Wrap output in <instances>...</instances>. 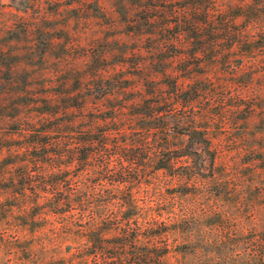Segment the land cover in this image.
<instances>
[{
  "label": "rangeland",
  "instance_id": "1",
  "mask_svg": "<svg viewBox=\"0 0 264 264\" xmlns=\"http://www.w3.org/2000/svg\"><path fill=\"white\" fill-rule=\"evenodd\" d=\"M260 9L258 0H0V264H264ZM197 33L215 45L198 53ZM92 116L134 139L150 133L147 151L132 148L139 172L116 156L24 152L40 132L56 144ZM201 128L217 154L206 166L186 155V133ZM24 182L27 196L15 198ZM86 184H97L94 208L67 199ZM86 211L99 228L79 253L59 229L84 225Z\"/></svg>",
  "mask_w": 264,
  "mask_h": 264
},
{
  "label": "trees",
  "instance_id": "2",
  "mask_svg": "<svg viewBox=\"0 0 264 264\" xmlns=\"http://www.w3.org/2000/svg\"><path fill=\"white\" fill-rule=\"evenodd\" d=\"M258 5L263 7L264 0H258ZM246 6L248 8H254V6L251 4H246ZM259 11L261 13L262 9H260ZM262 13L264 14V10L262 11ZM226 28L228 27H225L224 29ZM197 29L199 30V28ZM205 36L206 35L201 33H197L195 36H193V44L196 47L198 53L204 52L205 50L215 45L214 40H208ZM177 39H180L181 43L182 36H180V38L177 37ZM145 102L148 104L149 109L153 110V113L155 115L165 112V110L162 108L163 102L161 100H148ZM101 119L106 122V125L111 124L109 120H107L109 118L104 119L100 116H92L89 124H86V126L82 128V131H77L76 133V130H73L71 132V137L67 136V140L63 141L62 138L61 140L56 141L58 147H62L64 143H70L69 148H67V150L65 151L54 149L53 146H56V144L45 138L47 137L46 135H49L50 132L44 131L39 133L38 139L36 140L35 144L33 146L27 147L24 152H26L29 157L35 155L36 157L42 159H47L50 156H67L72 159H79V161L83 162H93L99 160L100 163H108V161L116 156L120 158L124 163L128 162L131 168L134 167L135 171L139 172L141 170V166L143 165L140 162L142 161V154H140L136 150H132V148L136 149L139 147L140 149L147 151V149L150 148V133L143 131L144 133L141 134L142 136L140 135L139 139H134L131 136H128L127 129L124 125L120 124L117 128H104ZM110 119L115 123H117L118 121H122L119 115L115 114L111 116ZM69 123L75 124V121H71ZM64 125L66 124L59 123L57 127H61ZM78 134L81 135V137L77 136ZM186 135L190 137L189 139L193 143V148H191L192 150H190L191 152L186 155H190L191 153L193 155L202 157V166H206V159L210 160L212 164H214L215 160L217 159V154L216 150L212 146V140L210 138L208 129L201 128L191 130V132L186 133ZM198 145L200 146V148H194ZM32 149H36L39 152L35 153ZM111 149H114V152L108 153V151H110ZM131 152L135 153L131 154ZM145 158L147 157H144V159ZM170 161L171 160L163 164L160 163L159 168L170 167ZM31 185V183L28 184V182H24L19 187V189H14V197L24 199L27 196V192L30 189ZM71 187H74V184H72ZM52 188L54 190V193H61L62 188L60 184H56L54 185V187L52 186ZM97 195V184H86V187L79 186L78 188H70V193L68 194L67 199L72 204L74 203L84 208H94L92 207V204L98 200ZM134 206L138 207V204L136 203L134 204ZM86 213H88L89 215V220L84 225H74L64 228L63 230L59 229L64 234L62 237L73 240V244L75 243L74 247L78 250L79 253H84L87 242L93 241L92 234L95 233L99 228L98 213L95 211H86ZM152 219L154 223H165V221H162L161 218L155 216H153ZM17 234L18 233L16 232L15 235ZM97 243L98 242H96V244ZM93 253L95 254V256L99 255L100 252H98L97 247Z\"/></svg>",
  "mask_w": 264,
  "mask_h": 264
}]
</instances>
